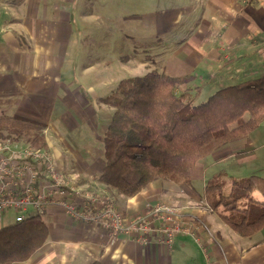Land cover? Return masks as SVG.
<instances>
[{
	"label": "crops",
	"instance_id": "0c3cea01",
	"mask_svg": "<svg viewBox=\"0 0 264 264\" xmlns=\"http://www.w3.org/2000/svg\"><path fill=\"white\" fill-rule=\"evenodd\" d=\"M197 1L198 6L184 9L186 20L196 19V26L174 51L197 59L187 74L196 75V82L202 80L199 85L210 91L264 73V0ZM76 5L77 0H0V114L43 123L46 150L62 174L80 189L104 190L97 177L105 166L104 137L113 107L103 99L124 78L106 60L105 37L101 41L94 28L80 27L93 14H81ZM106 66L107 77L101 74ZM195 175L188 189L157 180L134 197L120 195L127 215L143 212L160 195L172 198L186 224L171 245L159 235L147 244L113 236L96 223L77 222L52 207L44 212L53 220L46 221L50 236L43 247L26 261L0 264H264V228L245 236L209 208L193 206L203 199L195 189Z\"/></svg>",
	"mask_w": 264,
	"mask_h": 264
},
{
	"label": "trees",
	"instance_id": "16d2710c",
	"mask_svg": "<svg viewBox=\"0 0 264 264\" xmlns=\"http://www.w3.org/2000/svg\"><path fill=\"white\" fill-rule=\"evenodd\" d=\"M195 76L154 69L123 79L103 99L113 114L104 137L105 166L97 181L111 195L134 197L157 180L191 185L198 161L245 139L264 122V75L225 85L201 103L194 102L190 91H177ZM45 129L43 123L0 114L2 140L48 149ZM256 191L262 198L253 196ZM202 195L207 209L236 232L250 236L264 228V176L239 178L220 171L207 180ZM49 236L40 213L0 227V263L30 259Z\"/></svg>",
	"mask_w": 264,
	"mask_h": 264
},
{
	"label": "rangeland",
	"instance_id": "374dc122",
	"mask_svg": "<svg viewBox=\"0 0 264 264\" xmlns=\"http://www.w3.org/2000/svg\"><path fill=\"white\" fill-rule=\"evenodd\" d=\"M198 4L199 1L197 0H77L76 8L80 10L81 14H93L92 21L95 20V23H92L91 20L89 23L81 22L80 27L83 30H91L94 28L99 32L101 41H103L105 37L108 42L105 48L107 53L106 60H111L112 71H114L117 76L125 79L135 75L145 74L154 69L173 75H191L187 74L190 72L187 71L189 68L188 66L193 62V64H195L197 59L191 58V56L187 54L184 55L183 52L177 53L174 51L177 50V42L188 38L189 33H191L193 27L196 26V19L192 22L186 20L187 13L184 9L189 10L188 7L198 6ZM199 17L200 14L197 15V19ZM83 58L88 60V56L84 55ZM120 65H122V68H120ZM261 67L263 68V66ZM112 71L110 72L112 73ZM81 72L82 71L79 70L75 75H79ZM195 72L199 71L197 70L194 71V73ZM258 72L259 71H256V73ZM101 74H104V76L106 75V77L108 76L109 69L107 66L105 70L101 68ZM262 74H259V76H262ZM201 81L202 80H198L196 82L195 80L183 84L178 87L177 91L182 93L188 90L194 102L201 103L206 101L216 90L223 87L213 86L210 91H207L209 87L204 84L199 85ZM248 116L249 114L246 113L245 118H248ZM246 138L247 137H245V139ZM247 142L250 146L247 145ZM234 143L232 144L234 145L233 149L231 146L225 147L197 162L195 168L196 180H194L193 183L196 191L200 193L199 195L202 197L204 186L207 183L206 180L212 178L213 175L219 173L222 169H226L229 176L239 178L247 177L252 174L264 176V169L259 167V165H264V122L259 128L249 134L245 141L239 140ZM224 155L232 157L223 160ZM204 173H206L205 181L203 180ZM167 183H169V181L166 182V184ZM230 183L231 181L228 180L229 186ZM172 185L176 190L180 189L179 185L171 183V186ZM92 188L93 187H90V189ZM184 188L188 189V186ZM187 189L185 192H187ZM95 190L99 191L100 188L95 186ZM189 190H191V188H189ZM169 194L170 196L173 195L172 197L176 199L182 196L175 193ZM120 195L121 194L118 193H115L114 196L112 195L114 202L117 203L119 207H121ZM253 196L256 199L260 198L259 192H254ZM123 197L127 198L126 196ZM155 200V203H151L147 207L156 205L157 203L174 205L173 199L169 196L164 197L160 195V198ZM247 203V200L243 201L242 206L247 205ZM192 205L197 207L202 205L207 209L204 197L200 200H194ZM174 206L176 209L178 208L176 205ZM141 212L142 211L139 213ZM213 214L218 215L215 211ZM180 215L183 219L181 212ZM42 216L49 224L53 220V218L51 219L46 213H42ZM13 222L14 215L7 214L4 217L3 225H9ZM184 224L186 223L184 222Z\"/></svg>",
	"mask_w": 264,
	"mask_h": 264
},
{
	"label": "built area",
	"instance_id": "2783aa9c",
	"mask_svg": "<svg viewBox=\"0 0 264 264\" xmlns=\"http://www.w3.org/2000/svg\"><path fill=\"white\" fill-rule=\"evenodd\" d=\"M52 207L77 222L96 223L113 236L125 235L142 244L159 235L162 243L171 245L185 231L174 205L157 203L127 215L107 190L76 187L46 149L0 139V227L7 214L21 222Z\"/></svg>",
	"mask_w": 264,
	"mask_h": 264
}]
</instances>
